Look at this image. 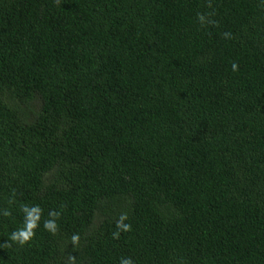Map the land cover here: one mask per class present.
<instances>
[{
	"label": "trees",
	"instance_id": "16d2710c",
	"mask_svg": "<svg viewBox=\"0 0 264 264\" xmlns=\"http://www.w3.org/2000/svg\"><path fill=\"white\" fill-rule=\"evenodd\" d=\"M129 258L264 264V0H0V264Z\"/></svg>",
	"mask_w": 264,
	"mask_h": 264
},
{
	"label": "clouds",
	"instance_id": "9594fccd",
	"mask_svg": "<svg viewBox=\"0 0 264 264\" xmlns=\"http://www.w3.org/2000/svg\"><path fill=\"white\" fill-rule=\"evenodd\" d=\"M211 6V5H209ZM199 19L203 22L204 21V16L200 15ZM226 36L228 34H225ZM232 69L233 71H238L239 67L238 65L233 62L232 64ZM22 211L26 213L27 215L25 216V226L11 234L10 239L12 241L18 242L21 246L29 243L33 237L35 236V230L39 226L38 222L41 217V209L38 206L35 207H28V206H23ZM6 216L10 215L8 211H5L4 213ZM51 217H58L59 213L55 211H51L49 213ZM127 214H121L119 220L117 221V228L122 230V231H130L131 230V225L130 224H125L124 221L127 220ZM45 229H47L50 232L55 233L57 231V225L55 223L54 219H49L45 221L44 223ZM114 238H119V231L113 233ZM79 237L78 236H73L74 241H78ZM121 264H133L132 260L129 259H123L121 261Z\"/></svg>",
	"mask_w": 264,
	"mask_h": 264
}]
</instances>
